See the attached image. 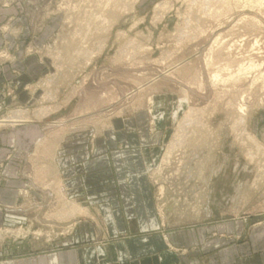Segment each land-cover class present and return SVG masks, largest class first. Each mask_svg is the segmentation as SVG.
<instances>
[{
    "label": "rangeland",
    "instance_id": "1",
    "mask_svg": "<svg viewBox=\"0 0 264 264\" xmlns=\"http://www.w3.org/2000/svg\"><path fill=\"white\" fill-rule=\"evenodd\" d=\"M0 9L13 10L0 33L15 41L0 45V65L23 41L44 63L34 96L0 107L1 129L32 123L40 135L24 151L15 204L3 206L0 248L70 246L76 220L95 210L64 180L80 141L138 111L166 137L149 171L162 230L230 222L237 244L264 234V0H0ZM26 23L39 44L29 46ZM2 93L14 98L10 84ZM16 110L25 122L4 121Z\"/></svg>",
    "mask_w": 264,
    "mask_h": 264
},
{
    "label": "crops",
    "instance_id": "2",
    "mask_svg": "<svg viewBox=\"0 0 264 264\" xmlns=\"http://www.w3.org/2000/svg\"><path fill=\"white\" fill-rule=\"evenodd\" d=\"M11 11L0 9V20ZM20 29L31 38L29 46L40 43L29 24ZM14 42L0 33V45ZM23 42L14 50V61L0 65L2 109L34 96L28 87L44 68L41 58L24 51ZM6 84L13 87L14 98L2 93ZM39 136L38 125L32 123L0 128V225L3 206L15 204L25 181L24 151L31 150ZM165 142L160 132L151 133L144 111L114 119L108 134L80 141L74 155L78 164L66 171L64 180L67 188L94 197V212L76 220L66 238L70 246L45 251L0 248V264H261L257 248L262 246L259 241L264 243L262 230L240 244L233 243L230 222L162 230L149 171ZM236 227L242 233L241 222Z\"/></svg>",
    "mask_w": 264,
    "mask_h": 264
},
{
    "label": "bare ground",
    "instance_id": "3",
    "mask_svg": "<svg viewBox=\"0 0 264 264\" xmlns=\"http://www.w3.org/2000/svg\"><path fill=\"white\" fill-rule=\"evenodd\" d=\"M240 108V107H239ZM27 119L26 116H23V113L20 110H16V112H13L12 116H9L7 119L4 121L6 122H25ZM3 121V122H4ZM183 124V122L181 123ZM185 124V123H184ZM184 126V125H183ZM182 131V129H181ZM185 131V130H184ZM180 132V131H179ZM180 140V139H179ZM179 142V141H178ZM180 144V143H179Z\"/></svg>",
    "mask_w": 264,
    "mask_h": 264
}]
</instances>
